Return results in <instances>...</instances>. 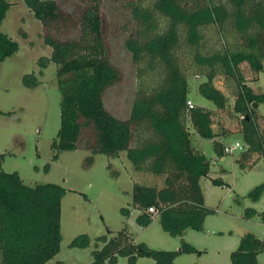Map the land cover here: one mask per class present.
Listing matches in <instances>:
<instances>
[{"label":"trees","instance_id":"obj_1","mask_svg":"<svg viewBox=\"0 0 264 264\" xmlns=\"http://www.w3.org/2000/svg\"><path fill=\"white\" fill-rule=\"evenodd\" d=\"M77 1L83 5L75 14L61 10L57 0H24L45 30L44 42L51 48L48 59L56 65L60 123L51 148L58 152L84 146L111 157L125 151L134 171L164 176L161 188L133 185L137 222L145 226L156 214L170 235L201 230L204 218L214 211L205 205L199 182L208 175L210 160L194 145L193 136L210 138L219 156L230 154L224 152V146L232 144L227 142L230 138L245 144L236 158L242 167L252 153L264 160L263 136L254 114V104L264 101V92L248 86L241 66L246 64L253 76L264 72V0H115L126 10L123 45L136 80L130 108L122 117L104 106L121 71L109 57L103 0ZM8 6L0 0V24ZM75 15L78 36L58 37L57 24ZM17 49V41L0 30V62ZM219 76L231 92L232 109L215 85ZM191 80L198 82L197 93L211 105L188 106ZM23 82L38 83L34 74H25ZM230 109L240 117L236 131L216 120L215 111ZM212 183L221 179L212 178ZM64 192L51 182L27 185L17 172L0 169V264H44L59 251ZM97 240L103 245L93 250L95 264H116L120 255L126 264H135L139 256L176 264L179 253L200 252L183 240L178 250L153 249L134 241L125 229ZM88 244L85 234L70 243ZM263 250L264 240L247 233L230 252L231 264H262L256 256Z\"/></svg>","mask_w":264,"mask_h":264},{"label":"rangeland","instance_id":"obj_2","mask_svg":"<svg viewBox=\"0 0 264 264\" xmlns=\"http://www.w3.org/2000/svg\"><path fill=\"white\" fill-rule=\"evenodd\" d=\"M6 1L9 6L0 30L17 41L18 49L0 62V169L17 172L27 185L51 182L65 189L60 200L59 251L44 264H95L93 250L103 245L97 237L110 238L123 229L134 241L153 249L178 250L183 240L200 251L179 253L174 259L176 264H231L230 252L245 234L264 240V160L260 154L252 153L242 167L236 161L239 149L215 155L211 139L195 134L194 145L210 160L208 175L199 182L205 205L214 211L204 218L201 230L189 228L182 236H173L162 228L156 214L151 215L147 225H140L136 219L139 211L131 201L135 183L161 188L163 175L134 171L125 151L117 157L91 153L84 146L53 151L51 143L60 123L61 94L56 65L48 59L51 48L44 42L45 30L24 0ZM57 2L61 10L75 14L83 5L77 0ZM100 9L109 57L121 71V80L107 91L104 106L122 117L130 108L136 81L130 54L123 45L122 26L127 14L115 0H103ZM77 22L75 15L72 20L57 24L58 37H77ZM241 66L248 86L263 93L264 72L253 76L246 64ZM25 74H34L38 83L24 84ZM222 80L217 77L215 85L227 95L231 108L233 98ZM197 83L190 81L191 102L211 105L197 93ZM231 109L215 111L216 120L236 131L240 117ZM254 109L264 141V101ZM231 141L232 138L227 142ZM55 153L57 156L53 157ZM212 178H220L221 183H212ZM80 234L89 237V244L71 246L72 239ZM256 258L264 264V250ZM102 264L111 263L105 260ZM116 264H126V258L117 256ZM135 264L158 263L139 256Z\"/></svg>","mask_w":264,"mask_h":264},{"label":"built area","instance_id":"obj_3","mask_svg":"<svg viewBox=\"0 0 264 264\" xmlns=\"http://www.w3.org/2000/svg\"><path fill=\"white\" fill-rule=\"evenodd\" d=\"M187 104L189 107H192V102L190 100H187ZM245 144L240 143L239 141H235L230 145L224 146V152L225 153H232L236 149H243L245 148ZM149 211H153V208H149Z\"/></svg>","mask_w":264,"mask_h":264},{"label":"water","instance_id":"obj_4","mask_svg":"<svg viewBox=\"0 0 264 264\" xmlns=\"http://www.w3.org/2000/svg\"><path fill=\"white\" fill-rule=\"evenodd\" d=\"M254 106H256V104H254Z\"/></svg>","mask_w":264,"mask_h":264}]
</instances>
